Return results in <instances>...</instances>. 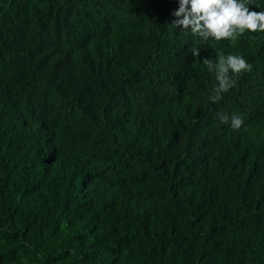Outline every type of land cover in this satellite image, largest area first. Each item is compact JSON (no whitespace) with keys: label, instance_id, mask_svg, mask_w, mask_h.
Wrapping results in <instances>:
<instances>
[{"label":"trees","instance_id":"16d2710c","mask_svg":"<svg viewBox=\"0 0 264 264\" xmlns=\"http://www.w3.org/2000/svg\"><path fill=\"white\" fill-rule=\"evenodd\" d=\"M178 8L0 0V264H264V32ZM217 53L252 70L212 102Z\"/></svg>","mask_w":264,"mask_h":264},{"label":"clouds","instance_id":"9594fccd","mask_svg":"<svg viewBox=\"0 0 264 264\" xmlns=\"http://www.w3.org/2000/svg\"><path fill=\"white\" fill-rule=\"evenodd\" d=\"M250 5L251 0H179L178 10L172 13L176 19L171 25L190 31L193 36L205 41L228 39L236 42L245 30L264 32V10H250ZM189 52L196 58L200 57V48L193 46ZM217 57L215 62L208 58L202 62L216 74L218 84L212 89V102L221 100L222 94L236 86V77L252 70V65L241 55L217 53ZM218 115L222 122H229L227 114ZM243 125V118L233 114L232 129L238 131Z\"/></svg>","mask_w":264,"mask_h":264}]
</instances>
